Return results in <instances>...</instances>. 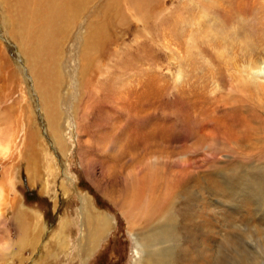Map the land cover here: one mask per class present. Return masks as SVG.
I'll list each match as a JSON object with an SVG mask.
<instances>
[{
    "label": "rangeland",
    "instance_id": "obj_1",
    "mask_svg": "<svg viewBox=\"0 0 264 264\" xmlns=\"http://www.w3.org/2000/svg\"><path fill=\"white\" fill-rule=\"evenodd\" d=\"M117 1L36 69L0 0V264H135L129 200L173 264H264V0ZM85 200L111 226L83 252Z\"/></svg>",
    "mask_w": 264,
    "mask_h": 264
},
{
    "label": "bare ground",
    "instance_id": "obj_2",
    "mask_svg": "<svg viewBox=\"0 0 264 264\" xmlns=\"http://www.w3.org/2000/svg\"><path fill=\"white\" fill-rule=\"evenodd\" d=\"M83 1L84 0H8L11 9H14L15 12H21V14L24 15V18L23 16H20V21L23 19L21 23L15 22V24L19 23V25L17 28L18 30L16 31L17 34L15 33L16 35H14V37L18 41V46L23 49V51L25 49V51H28V54L27 52L26 54L29 58H27L33 64L32 66L36 67V69L38 66L45 65L47 61H45L44 58H40L39 53L43 54L44 52V54H46L45 56H50L52 52L55 51L54 47L52 46L57 45V39H55V35H60L68 31V29L73 26V23L75 22L74 20L80 18L79 16L85 9V7L83 9L82 6ZM118 1L121 2L120 0ZM118 1L117 3H119ZM51 26H54V29H52ZM93 43L94 41L90 42L89 46H91ZM24 56H26L25 52ZM40 68V74H43L44 69H42V67ZM263 71L264 58L252 65L249 76L252 77L253 75H258ZM241 83L244 84L242 86L246 87V84L242 80ZM55 135H57L56 138L60 137L58 134ZM54 141L59 144V141L55 139ZM215 153L216 151L213 152V155ZM128 177L130 178V175H128ZM81 208L88 212L84 219L86 229L81 238L82 251L84 252L94 247L97 240H99L102 235L109 230L111 221L107 215L105 216L98 211L96 212V208L90 203V201L88 202L85 200ZM120 211L128 221L129 229L135 243V253H142V255L136 257L135 264H173L175 256L172 253L174 250L168 249V247L165 245L166 243L163 244L161 240L162 246L160 239L154 234V231L152 232L149 230L146 231L147 233L139 232V230L149 226L151 223L150 218H153V216L156 214V211L149 208L146 210L140 209L137 207V205H135V201L133 200L126 201L124 208H120ZM162 213L160 214L162 217H167L166 219L170 217L169 214L166 215L165 213L162 215ZM170 221H173V218H171ZM174 224L175 223H173V225ZM136 229H138V231ZM167 229L169 233H171V229L169 227H167ZM31 241L32 239L27 242L30 243ZM25 244L28 245V243Z\"/></svg>",
    "mask_w": 264,
    "mask_h": 264
}]
</instances>
